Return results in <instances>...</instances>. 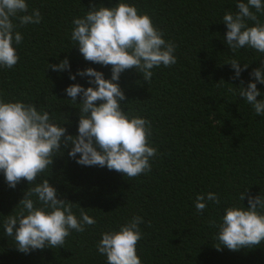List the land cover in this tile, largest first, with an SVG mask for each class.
Returning <instances> with one entry per match:
<instances>
[{"label": "trees", "instance_id": "1", "mask_svg": "<svg viewBox=\"0 0 264 264\" xmlns=\"http://www.w3.org/2000/svg\"><path fill=\"white\" fill-rule=\"evenodd\" d=\"M27 2L30 11L40 10L43 20L18 29L23 35L17 47L20 61L13 69L0 68V96L43 106L60 124L66 117L67 134L76 136L79 109L65 89L72 84L85 89L92 85L88 77L77 75L73 81L69 76L93 68L110 79L111 66L83 58L70 39L72 20L93 4L111 8L118 0ZM124 2L149 14L164 31V39L177 45V63L154 68L149 84L134 69L119 79L126 96L122 108L152 122L151 141L161 155L151 161L149 174L129 179L106 167L81 166L76 163L79 154L72 159L65 150L44 176L51 172L49 183L58 198L78 203L97 223L83 233L72 232L64 248L29 254L19 252L2 227L29 184L21 181L12 189L0 172V264H106V257L96 250L101 233L118 230L133 216L144 220L143 238L137 245L142 264H264V243L237 252L217 251L213 247L217 229L209 224L210 219L219 220L226 207L239 204L244 189L249 188L242 201L245 209L249 195H264V116H257L236 89L242 81L245 88L256 82L250 74L264 66V54L247 47L238 50L235 58L242 68L249 67L237 79L231 65L225 64L233 54L224 39L227 27L222 18L228 9L237 11V0ZM257 15L264 23V14ZM66 57L70 71L47 69ZM230 87L234 92L228 91ZM257 89L261 93L257 100L264 99V85L257 83ZM81 102L78 97L77 103ZM206 192L218 193L221 203L209 202L202 214L197 213L195 197ZM74 211L79 215L78 208Z\"/></svg>", "mask_w": 264, "mask_h": 264}, {"label": "clouds", "instance_id": "2", "mask_svg": "<svg viewBox=\"0 0 264 264\" xmlns=\"http://www.w3.org/2000/svg\"><path fill=\"white\" fill-rule=\"evenodd\" d=\"M236 9L226 10L222 18L227 27L224 39L233 54L225 64L235 71L234 79L249 67L244 64L242 68L235 58L238 50L247 47L264 54V23L257 15L264 14V0H237ZM42 20L40 10L30 11L27 0H0V68L13 69L20 61L17 47L22 44L23 35L18 29L39 25ZM72 25L70 39L83 58L111 66L110 79L93 68L69 76L73 81L77 75L88 77L92 85L85 89L72 84L65 89L71 103L78 105V135L67 134L63 126L69 123L66 117V122L60 124L43 106L37 108L35 103L22 100L6 101L0 96V172L12 189L21 181L29 184L2 227L4 235L13 238L16 249L24 254L64 248L72 232L83 233L97 223L78 203L58 198L57 189L49 183L51 172L44 176L65 150L72 159L79 154L76 163L81 166L106 167L129 179L149 174L151 161L161 155L151 141L152 122L122 108L126 96L119 79L126 70L134 69L149 84L154 68H170L177 63V45L164 39V31L149 14L140 13L135 5L124 0H118L111 8L93 4L83 16L73 18ZM49 68L56 72L70 71V62L66 57L59 64H48ZM250 75L256 82L245 88L242 81L236 89L257 116H264V99L257 100L261 96L257 83L264 85V66ZM221 82L224 81L216 85ZM228 91L234 89L230 87ZM78 97L82 101L79 104ZM248 189L239 193V204L224 209L219 220H209L210 226L217 229V244L213 246L217 251L227 248L237 252L264 243V195H249V207L245 209L242 201ZM209 202L220 205L219 194H197L194 200L197 213L202 214ZM74 208H78L79 215ZM143 223L141 216H133L118 230L101 233L96 250L106 257V264H142L137 245L143 238L140 228Z\"/></svg>", "mask_w": 264, "mask_h": 264}]
</instances>
